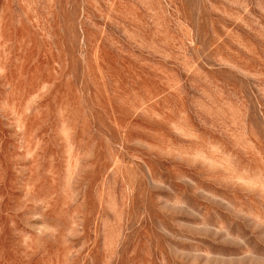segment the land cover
Instances as JSON below:
<instances>
[{"label":"rangeland","instance_id":"rangeland-1","mask_svg":"<svg viewBox=\"0 0 264 264\" xmlns=\"http://www.w3.org/2000/svg\"><path fill=\"white\" fill-rule=\"evenodd\" d=\"M0 264H264V0H0Z\"/></svg>","mask_w":264,"mask_h":264}]
</instances>
